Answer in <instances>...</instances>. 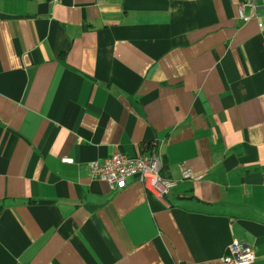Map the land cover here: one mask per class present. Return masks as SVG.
Here are the masks:
<instances>
[{"label":"crops","instance_id":"crops-1","mask_svg":"<svg viewBox=\"0 0 264 264\" xmlns=\"http://www.w3.org/2000/svg\"><path fill=\"white\" fill-rule=\"evenodd\" d=\"M248 1L0 0V264H223L233 241L264 264V0L244 19ZM153 147L175 183L161 200L89 174Z\"/></svg>","mask_w":264,"mask_h":264},{"label":"built area","instance_id":"built-area-1","mask_svg":"<svg viewBox=\"0 0 264 264\" xmlns=\"http://www.w3.org/2000/svg\"><path fill=\"white\" fill-rule=\"evenodd\" d=\"M257 0H249L239 6L240 16L244 5L254 7ZM59 0H48L49 5H54ZM245 19V18H244ZM63 162L71 163L70 158H62ZM89 174L92 178L104 180L111 189L122 188L128 179H134L141 183L147 192H151L156 198L162 199L175 184L174 181L161 173V160L154 147L134 156H128L122 152H114L103 158L88 162ZM182 179H196L190 168L181 167ZM253 254L250 246L238 241H233L222 257L223 264H251Z\"/></svg>","mask_w":264,"mask_h":264}]
</instances>
